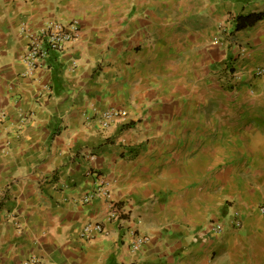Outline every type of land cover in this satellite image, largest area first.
Listing matches in <instances>:
<instances>
[{
  "label": "crops",
  "instance_id": "crops-1",
  "mask_svg": "<svg viewBox=\"0 0 264 264\" xmlns=\"http://www.w3.org/2000/svg\"><path fill=\"white\" fill-rule=\"evenodd\" d=\"M49 22L80 39L24 77ZM108 108L128 120L86 121ZM102 178L121 223L83 202ZM263 201L264 0H0V264H264Z\"/></svg>",
  "mask_w": 264,
  "mask_h": 264
},
{
  "label": "built area",
  "instance_id": "built-area-1",
  "mask_svg": "<svg viewBox=\"0 0 264 264\" xmlns=\"http://www.w3.org/2000/svg\"><path fill=\"white\" fill-rule=\"evenodd\" d=\"M21 31L25 33L28 40L26 53L24 56V63L26 65V71L23 76L30 78L37 71L45 68V61L49 57L50 52H64L67 50L70 44L77 42L80 39V27L76 22L73 23H60V22H49L40 27L36 32H28L25 30L24 25ZM245 49L242 50V53ZM262 75V71L259 70L256 76ZM129 114L126 110L120 108H108L104 111L94 110L91 115L86 116L87 122L98 123L103 130H108L115 124L126 122ZM89 159L96 161L97 157L94 154L88 155ZM103 197L107 203V216L110 222L117 221L123 222L126 219V212L120 204L113 200L112 191L105 185L102 179L99 180V184L95 191L84 198V203H90L95 199ZM264 212V207L261 209ZM230 224L233 227L241 228L242 220L240 212H235L231 218ZM225 225L223 223L214 222L210 224V229L216 233L221 234L225 231ZM105 227L100 223H87L82 231L81 238L83 240L91 241L96 239L99 235L106 234ZM130 242L129 250L133 256L142 254L151 242V238L139 231L130 229ZM24 264H42L41 260L32 257L27 260ZM138 264V263H135Z\"/></svg>",
  "mask_w": 264,
  "mask_h": 264
},
{
  "label": "trees",
  "instance_id": "trees-1",
  "mask_svg": "<svg viewBox=\"0 0 264 264\" xmlns=\"http://www.w3.org/2000/svg\"><path fill=\"white\" fill-rule=\"evenodd\" d=\"M261 19L262 16H240L236 20V31L239 32L249 27H252Z\"/></svg>",
  "mask_w": 264,
  "mask_h": 264
},
{
  "label": "rangeland",
  "instance_id": "rangeland-1",
  "mask_svg": "<svg viewBox=\"0 0 264 264\" xmlns=\"http://www.w3.org/2000/svg\"><path fill=\"white\" fill-rule=\"evenodd\" d=\"M230 121H235V120L234 118H232ZM239 122H244V121L240 120ZM263 207H264V201L258 206V209L261 210Z\"/></svg>",
  "mask_w": 264,
  "mask_h": 264
}]
</instances>
